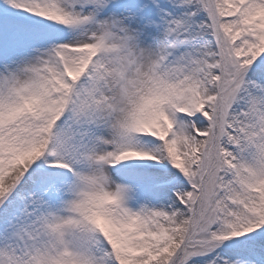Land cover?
<instances>
[{
	"label": "snow or ice",
	"instance_id": "snow-or-ice-1",
	"mask_svg": "<svg viewBox=\"0 0 264 264\" xmlns=\"http://www.w3.org/2000/svg\"><path fill=\"white\" fill-rule=\"evenodd\" d=\"M0 264H264V0H0Z\"/></svg>",
	"mask_w": 264,
	"mask_h": 264
}]
</instances>
